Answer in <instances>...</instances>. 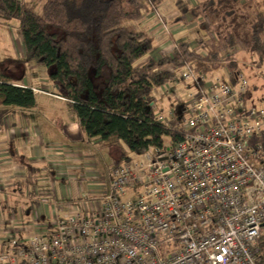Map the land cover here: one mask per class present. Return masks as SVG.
Wrapping results in <instances>:
<instances>
[{"label": "built area", "instance_id": "obj_1", "mask_svg": "<svg viewBox=\"0 0 264 264\" xmlns=\"http://www.w3.org/2000/svg\"><path fill=\"white\" fill-rule=\"evenodd\" d=\"M168 71L190 93L175 121L157 118L182 140L114 166L102 197L68 192L56 210L64 215L47 224L16 230L12 218L0 264H264V101L248 103L240 72L208 80L191 64ZM66 169L56 180L77 182Z\"/></svg>", "mask_w": 264, "mask_h": 264}, {"label": "trees", "instance_id": "obj_2", "mask_svg": "<svg viewBox=\"0 0 264 264\" xmlns=\"http://www.w3.org/2000/svg\"><path fill=\"white\" fill-rule=\"evenodd\" d=\"M163 1L0 0V17L3 24L20 31L25 61L52 68L48 78L55 85V95L66 101L89 141L121 143L141 155L148 146L182 140L180 131L167 130L158 121L153 108L154 90L174 79L168 68L179 70L191 64L208 74L221 62L222 68L235 74L239 68L235 49L250 52L264 64L263 2L200 0L189 5L177 0L174 24L186 25L189 18L198 21L208 35L196 43L202 52L182 41L170 55L137 66L152 52L154 39L132 23L143 20ZM34 107L30 87L0 74V129L14 110ZM11 158L19 160L14 154ZM259 247L260 263H264V236Z\"/></svg>", "mask_w": 264, "mask_h": 264}, {"label": "rangeland", "instance_id": "obj_3", "mask_svg": "<svg viewBox=\"0 0 264 264\" xmlns=\"http://www.w3.org/2000/svg\"><path fill=\"white\" fill-rule=\"evenodd\" d=\"M176 1L177 0H164L161 6H158L155 11H152V13L148 15V18H144L143 20L132 24L137 29H141L146 32L153 30L151 34L153 39L156 40L155 45L159 42H167L168 39L172 45L174 43L178 44L182 41H188L191 43V46L197 49V41L208 38V35L204 31L200 30L198 21H194L189 18L186 25L179 24L183 27L181 34L184 35H181L180 37L178 36V27L174 24V20L178 15L175 6ZM183 1L192 5V3L195 4L200 0ZM262 2L264 3V0ZM0 21H3L2 17H0ZM10 23L12 25L14 24L13 21ZM15 29V26H12L11 29H6V27L0 26V74L17 82L23 81L25 84L28 82V76L31 77L32 74L37 75L39 79L34 82V87L38 91V94L35 96V108L32 111L22 112H24L25 115H28L29 120L32 122V119L35 117L37 112H39V114H43L44 116L41 115V117L45 118L49 113L48 111H54L56 114L55 122L60 125L63 123V115L66 113V104L52 98L56 96L55 85L48 78V74L52 71V68H38V66L33 62L24 60L21 55V39L16 36L17 29ZM198 51L202 52L200 50ZM233 52L239 66L238 72H240L248 82V103L252 106L260 108L262 101H264V64H259L250 52H244L240 49H235ZM157 54L155 52L149 53L147 56L138 61L136 65H142L149 58L157 59L166 55L162 53L160 54L159 52H157ZM224 55L225 54H222L221 57ZM225 70V68H222L221 62L218 63L214 66L213 71L208 73V80H214L217 77L222 78L225 75ZM189 93L188 89H186L181 82L179 74H176L175 80L172 83L157 88L153 92V108L156 115L160 117L162 121L167 123L175 121L177 118L175 106H179L181 104L179 100L180 98L184 101L187 100V95ZM6 123L11 124L12 129L5 131L2 129L3 132H1L0 135V155L4 154L2 149L4 150L6 147L10 148V145L8 144L11 143V141H14L16 125L21 128L19 121L16 120L14 116H8ZM33 124L30 128L33 133H36V127ZM27 128L30 130L29 127ZM81 137V139L69 144V147L58 145V148L60 149V152H63L64 149L66 151H70V157L74 158V160L69 161L68 165H66V168H68L66 170L68 173L72 174L68 176L75 177L78 180L75 183L70 182L73 186L72 190L74 194H78L79 185L83 196H79L78 198L83 201H87L89 199L104 196V194L108 192V182L112 168L119 162H125L122 161L124 156L127 158H135L136 155L129 152L121 143L117 144L103 141H89L83 134H81ZM7 151V158L0 156V207L9 212L14 208V203L6 199L8 190L11 188L8 185H10L11 181H16V179H20L25 176H21L25 172L20 170V173L16 172L18 170L15 166H13V164H11V158L9 157L10 149ZM19 152L20 151L16 150L17 154H19ZM53 153L56 152L53 150L50 152L48 151L46 160L53 157ZM62 154L63 153H61V155ZM64 185L65 183L63 186ZM25 189L26 191L28 190L27 188ZM67 201L68 199H66V202ZM66 202H64V204ZM8 220V218L7 220L4 219V223L9 224ZM16 223L18 225L21 224V222ZM16 223L14 222L12 226L15 227ZM0 229V233L2 234L1 238L3 239L6 237L5 230H7V228L4 225H0Z\"/></svg>", "mask_w": 264, "mask_h": 264}, {"label": "crops", "instance_id": "obj_4", "mask_svg": "<svg viewBox=\"0 0 264 264\" xmlns=\"http://www.w3.org/2000/svg\"><path fill=\"white\" fill-rule=\"evenodd\" d=\"M259 1L262 2L263 0ZM145 18H148V16ZM0 26L6 27V29L12 28L7 24H3V21H0ZM176 27H178V36H183L184 34H181L183 27L180 25H177ZM152 32L153 30L147 31L149 36L153 38L151 34ZM16 33V36L20 37V31L16 30ZM155 41L156 40H154L152 52H155L156 54L157 52L160 54H171L172 44L168 39L167 42H159L156 43V45ZM21 55L24 58L22 45ZM39 67L40 66H38V68ZM38 79L39 77L37 75L32 74L31 77L28 76V82L26 84L23 81L17 82L12 79L11 80L19 86L30 87L36 96L38 91L34 87V82ZM52 98L66 104V113L63 115V123L60 125L55 122L56 114L54 111H48L49 113L45 118L41 117L43 114H39V112H37L35 117L32 119V122L29 120L28 115H25L22 111L14 110L9 115L14 116L15 119L19 121L21 128L16 125L14 141H11V143L8 144L10 145V148L6 147L4 150L2 149L4 154L0 156L7 158V150L10 149L9 157L11 158V155L14 154L19 159L14 161V159L11 158V164L17 168L18 173H20L19 170L22 172L24 171L25 173L21 176H25L20 179H16V181H11L10 185H8L11 188L8 190L6 199L14 203V208L7 212L6 209H2V207H0L1 226L5 225L4 219L7 220L8 218L11 220L16 216L17 220L15 223L21 222L19 225L16 223V230H22L23 228L31 230L35 225L47 224L50 222V219L62 217L64 215L60 212L58 213L56 210L57 207H64L66 204H64V202H66L68 192L71 193V195H76L72 190L73 186L70 182L64 179L59 181L56 180L59 173L60 176L65 175V164L67 165V161L64 160L63 154L61 155L63 152H60L58 145L69 147V144H72L74 141L82 138V133L74 115L68 110L66 101L58 96H54ZM32 124L36 127V133H33L30 128ZM27 127H29L30 130ZM2 129L5 131L4 126L0 129V135L1 132H3ZM16 150L20 151L19 154L16 153ZM51 150L56 153H53L54 156L46 160L47 153ZM63 151L66 150L64 149ZM64 183L65 185L63 186ZM24 187L28 190L26 191ZM78 190L81 192L80 187ZM9 220L8 222H10ZM1 237L2 234L0 233V239H2Z\"/></svg>", "mask_w": 264, "mask_h": 264}]
</instances>
